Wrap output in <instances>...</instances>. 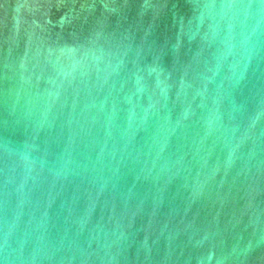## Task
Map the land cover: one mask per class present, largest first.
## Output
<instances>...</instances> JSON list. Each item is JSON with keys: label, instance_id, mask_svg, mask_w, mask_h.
<instances>
[{"label": "water", "instance_id": "water-1", "mask_svg": "<svg viewBox=\"0 0 264 264\" xmlns=\"http://www.w3.org/2000/svg\"><path fill=\"white\" fill-rule=\"evenodd\" d=\"M0 264H264V0H0Z\"/></svg>", "mask_w": 264, "mask_h": 264}]
</instances>
